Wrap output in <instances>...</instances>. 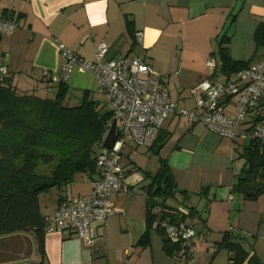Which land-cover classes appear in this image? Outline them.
I'll use <instances>...</instances> for the list:
<instances>
[{"label":"crops","instance_id":"obj_1","mask_svg":"<svg viewBox=\"0 0 264 264\" xmlns=\"http://www.w3.org/2000/svg\"><path fill=\"white\" fill-rule=\"evenodd\" d=\"M13 17L18 18L19 27L0 35V66L7 68L17 91L41 97H50L54 84L48 80L62 64L55 39L87 60L94 59L101 42L107 44V59L142 56L162 74L161 86L179 110L195 108L191 89L201 80H226L219 71L220 46L229 50L232 60L249 65L264 58V46L256 49L254 42L256 28L264 22V0H0V18ZM138 31L143 34L141 41L135 36ZM44 72L50 73L49 79ZM67 85L75 93H93L98 82L94 73L75 67ZM223 109L235 114V98L225 99ZM252 125L249 114L235 138H224L185 115H170L156 136L161 140L168 134L156 148L158 153L152 144L136 146L128 141L123 148L124 186L111 192L114 213L106 224L90 225V245L76 234L46 233L40 252L30 233L3 235L0 264H185L165 252L163 237L156 238L154 229L148 246L136 245L146 230L143 186L161 159L176 184L177 208L184 214L191 208L195 211L188 221L196 231V252L188 264H233L234 253L218 247L225 232L248 253L241 264H253L251 256L264 264V192L253 196L237 187L247 166L243 153ZM140 147L158 157V167L146 169L138 162L133 151ZM96 176L82 173L57 188L59 194L45 203L43 215L53 213L64 199L89 195ZM166 203L173 206L168 199ZM198 220L204 223L199 228ZM210 222L220 228L213 241L206 231L211 229Z\"/></svg>","mask_w":264,"mask_h":264},{"label":"trees","instance_id":"obj_2","mask_svg":"<svg viewBox=\"0 0 264 264\" xmlns=\"http://www.w3.org/2000/svg\"><path fill=\"white\" fill-rule=\"evenodd\" d=\"M130 33L133 34L131 27ZM254 42L256 49L264 46V22L257 26ZM218 56L221 61L219 71L226 80L232 78L237 70L249 66L245 61L232 60L229 50L222 46ZM53 88H57L55 98L41 97L34 92L22 93L12 85L8 74H0V236L30 233L40 252L48 216L41 211L40 196L53 188L72 183L79 174L98 175L97 157L103 149L106 122L112 115L110 106L103 111L104 107H100L90 91H83L79 102L72 103L67 82L54 84ZM251 115L253 127L264 121V108ZM164 137L161 140L155 137L151 146L155 153L168 134ZM243 156L247 166L237 187L256 196L264 192V144L250 140ZM42 166L51 167V171L43 173L39 170ZM147 178L150 182L143 186L146 230L136 245L148 246L150 231L154 229L163 237L165 252L179 259L181 245L166 238L162 221H185L194 227L188 222L195 215L194 208L184 214L166 203L167 199L175 196L176 184L165 160L161 159L156 173L148 174ZM252 179L258 183L253 185ZM218 247L234 253L233 264H241L248 256L227 232L222 235ZM249 260L259 264L254 256Z\"/></svg>","mask_w":264,"mask_h":264},{"label":"built area","instance_id":"obj_3","mask_svg":"<svg viewBox=\"0 0 264 264\" xmlns=\"http://www.w3.org/2000/svg\"><path fill=\"white\" fill-rule=\"evenodd\" d=\"M19 27L17 18H0V35L10 33ZM141 41L142 32L135 34ZM61 52L62 64L59 73L48 82H67L72 71L78 67L96 75V93L104 97L112 115L106 122L104 140L116 121L117 139L111 149H102L97 157L98 175L89 195L73 197L63 202L51 215L45 218L44 232L60 233L64 236L76 234L90 245L92 239L89 227L92 223L105 225L114 213L110 200L111 192L124 186L125 171L120 158L128 141L136 146H149L154 141L164 121L172 114L185 115L192 123L200 122L207 130L224 138H235L240 126L249 114L264 108V58L246 68L239 69L232 78L220 82L201 80L191 89L195 96V108L178 109L170 99L169 92L161 86L162 74L156 71L142 56H123L107 59V44L99 43L93 60L80 57L70 48L54 40ZM210 67L213 61L208 62ZM213 69L210 70V74ZM0 74H8L0 66ZM235 98L236 112L225 113L223 101ZM247 139L264 144V121L256 123L247 132ZM166 238L179 243V259L190 261L196 252V231L185 221L171 223L162 221Z\"/></svg>","mask_w":264,"mask_h":264},{"label":"rangeland","instance_id":"obj_4","mask_svg":"<svg viewBox=\"0 0 264 264\" xmlns=\"http://www.w3.org/2000/svg\"><path fill=\"white\" fill-rule=\"evenodd\" d=\"M97 90H95V92L92 93V96L94 98V100H97L100 103V107H104L103 111L109 109V105L107 103V101L104 99L103 96H101L100 94L96 93ZM70 98L72 103H77L80 100L81 97V93H75L73 90H70ZM146 148L144 147H140L138 150L133 151L134 153V157L138 160V162L142 163V165H144L146 167V169H154V167H158V157L154 154H152L151 152H146L145 150ZM127 158V157H125ZM40 171L42 170L43 173H49L51 171V167H40L39 169ZM254 176V173L252 174V177ZM81 178V177H80ZM80 178L78 180H80ZM252 184L256 185L258 183V181H256L255 179H252ZM59 194V192L57 191V188H53L51 189L48 193H44L40 196V207H41V211L43 212L46 207L44 206L45 203L47 202H53V199L55 197H57V195ZM55 195V197H54ZM54 197V198H53ZM169 203L171 205H173L174 207L178 206V201L174 199V197H171L168 199ZM155 212H157V209L154 210ZM206 216V215H205ZM199 219V217H198ZM189 222V221H188ZM196 224H198V227H201L204 223H202V221L198 220V222H196ZM216 224H213L210 222L209 226L211 227V229L207 230L208 231V235H210L211 237V241H213L214 239H216V237L218 236V231L220 228H216L215 227ZM221 231V230H220ZM153 235L156 238H159V234L154 230ZM206 233V232H205ZM220 233V232H219ZM226 252V251H225ZM210 257L207 258L206 262L208 263L210 261ZM215 259V263L220 260L219 256L214 258ZM184 262V261H183ZM185 264H188V261L185 262Z\"/></svg>","mask_w":264,"mask_h":264},{"label":"water","instance_id":"obj_5","mask_svg":"<svg viewBox=\"0 0 264 264\" xmlns=\"http://www.w3.org/2000/svg\"><path fill=\"white\" fill-rule=\"evenodd\" d=\"M57 94V88H52L50 91V98H55ZM117 139L116 134V121L112 122L111 128L103 142V148L111 149Z\"/></svg>","mask_w":264,"mask_h":264}]
</instances>
